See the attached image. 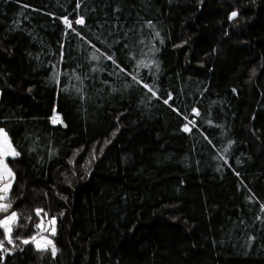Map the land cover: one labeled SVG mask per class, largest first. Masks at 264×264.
<instances>
[{"label": "trees", "instance_id": "obj_1", "mask_svg": "<svg viewBox=\"0 0 264 264\" xmlns=\"http://www.w3.org/2000/svg\"><path fill=\"white\" fill-rule=\"evenodd\" d=\"M0 127V264H264V0H0Z\"/></svg>", "mask_w": 264, "mask_h": 264}, {"label": "snow or ice", "instance_id": "obj_2", "mask_svg": "<svg viewBox=\"0 0 264 264\" xmlns=\"http://www.w3.org/2000/svg\"><path fill=\"white\" fill-rule=\"evenodd\" d=\"M80 3H77V9H79ZM118 10V9H117ZM238 15V12L233 11L231 13L232 19H235ZM63 23L67 26L68 29H71L73 32H76V29L73 28V23L70 21L67 17L63 18ZM75 24L77 25H85V19L83 16H79L75 20ZM149 27H152L151 24H149ZM157 36H159V33H156ZM93 48H95V45H92ZM106 56V59L112 60L113 63H115V60L112 56ZM100 57L96 54H93L92 59L98 60ZM141 66L148 67L149 65L143 64L141 62ZM117 67H119L117 65ZM121 71H125L124 69H121ZM133 79H136V77H133ZM138 83H141L142 81H137ZM143 87L146 88L149 92H152L153 95H155V92L153 91L152 86H150L147 83L143 84ZM171 99V96H169V100ZM169 100H165L164 103L168 104ZM196 111V110H194ZM198 114V112H197ZM187 119V117H185ZM53 123H62V121L59 120V118H54ZM190 124L195 126V121H189ZM183 131L190 132L191 128L186 124L183 127ZM21 155L19 151L16 150L15 147H13L11 140L8 136V133L0 128V213L7 214L4 215L2 218H0V235H2L4 238L0 239V253L3 255H8L10 251H15L16 249H19L20 251H23V248L19 247V245L16 243V241H19L22 245H28L33 244L37 251L41 252H47L51 251V255L55 256L58 249L56 248L54 241L47 236H44V232L50 233L52 237L56 235V218L53 217L48 221V225L50 227H46L44 224L43 218H41V222L39 224L35 225V228L38 230L36 235H31L30 238H24L22 239V233H18L13 239V229L17 227H22V225L19 224V220L21 218L20 214H18L15 211H10L12 209L13 201L9 198V191L12 188V184L15 181V173L12 171V169L9 167L7 163V159L11 157L13 160L18 158ZM41 209L36 210V215L39 217L41 213ZM47 214L45 213V216ZM26 221L30 220V217H24ZM39 237V239H38ZM5 243L8 245H12L11 249H8L5 247Z\"/></svg>", "mask_w": 264, "mask_h": 264}, {"label": "rangeland", "instance_id": "obj_3", "mask_svg": "<svg viewBox=\"0 0 264 264\" xmlns=\"http://www.w3.org/2000/svg\"><path fill=\"white\" fill-rule=\"evenodd\" d=\"M55 118H57V117H55ZM0 128H1V127H0ZM2 129H3V128H2ZM11 143H12V142H11ZM9 158H10V157H9ZM9 158H8V159H9ZM8 159H7V163H8ZM8 165H9V164H8ZM12 171H13V170H12ZM10 190H11V189H10ZM9 193H10V191H9ZM8 195H9V194H8ZM3 216H4V215H3ZM42 218H43V220H44V224H45V226H46V227H50V226L48 225V221H49L50 219H52V218H51L50 216H48V215H46V216L44 215ZM40 222H41V221H40ZM40 222H39V223H40ZM39 223H38V224H39ZM55 227H56V225H55ZM37 231H38V230H37ZM36 234H37V233H36ZM43 235H44V236H47L48 238H50V239H52V240H53V238H54V237H52V236L50 235V233H48V232H44ZM38 239H39V237H38Z\"/></svg>", "mask_w": 264, "mask_h": 264}]
</instances>
